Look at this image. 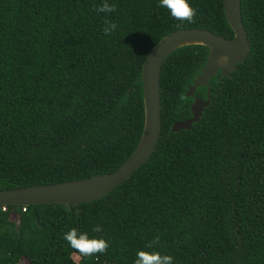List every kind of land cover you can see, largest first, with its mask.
Here are the masks:
<instances>
[{
    "label": "trees",
    "instance_id": "obj_1",
    "mask_svg": "<svg viewBox=\"0 0 264 264\" xmlns=\"http://www.w3.org/2000/svg\"><path fill=\"white\" fill-rule=\"evenodd\" d=\"M103 2L0 0V190L115 171L142 134L150 50L184 29L233 37L223 0H188L192 23L159 0H108L111 14L94 10ZM241 13L247 59L209 81L211 101L190 130L170 132L191 117L185 93L206 62L203 46L166 59L158 145L123 184L76 206L0 207V264H77L63 239L72 228L110 245L78 264H134L157 235L153 250L174 264H264V0H241ZM105 19L118 24L110 36Z\"/></svg>",
    "mask_w": 264,
    "mask_h": 264
},
{
    "label": "water",
    "instance_id": "obj_2",
    "mask_svg": "<svg viewBox=\"0 0 264 264\" xmlns=\"http://www.w3.org/2000/svg\"><path fill=\"white\" fill-rule=\"evenodd\" d=\"M223 12L233 32L232 38L201 28L184 29L164 37L150 50L139 77L144 105L142 134L132 154L119 168L105 175L80 180L0 190V207L76 206L95 201L123 184L148 162L158 145L162 128L160 76L166 59L178 49L203 46L208 49L206 62L185 93L186 98L192 99L191 117L174 123L170 132L190 130L211 101L209 81L218 75L221 77L219 81L231 78L237 66L244 64L249 54L250 44L242 21L241 0H223ZM198 88H206L205 99L195 96Z\"/></svg>",
    "mask_w": 264,
    "mask_h": 264
},
{
    "label": "clouds",
    "instance_id": "obj_3",
    "mask_svg": "<svg viewBox=\"0 0 264 264\" xmlns=\"http://www.w3.org/2000/svg\"><path fill=\"white\" fill-rule=\"evenodd\" d=\"M158 7L166 8L171 16L178 21H187L192 23L195 20L197 9L193 8L188 0H159ZM94 10L98 13L111 14L117 11L115 4H110L108 0ZM118 28L115 21L105 19L102 29L105 36H110ZM93 232H100L101 227L97 225L92 229ZM63 239L78 254L84 257H91L97 254L103 255L109 248V242L104 238H90L87 232H79L78 229L72 228L64 234ZM160 243L159 235L153 237L146 243L145 250L136 253L134 264H174V258L171 255L162 254L160 251L153 250Z\"/></svg>",
    "mask_w": 264,
    "mask_h": 264
},
{
    "label": "rangeland",
    "instance_id": "obj_4",
    "mask_svg": "<svg viewBox=\"0 0 264 264\" xmlns=\"http://www.w3.org/2000/svg\"><path fill=\"white\" fill-rule=\"evenodd\" d=\"M81 257L82 256L80 254H73L72 255V260H73V262L78 264L79 261L81 260ZM20 264H27V261L23 259Z\"/></svg>",
    "mask_w": 264,
    "mask_h": 264
},
{
    "label": "built area",
    "instance_id": "obj_5",
    "mask_svg": "<svg viewBox=\"0 0 264 264\" xmlns=\"http://www.w3.org/2000/svg\"><path fill=\"white\" fill-rule=\"evenodd\" d=\"M3 211L6 210V207H1ZM23 211H25V208H22Z\"/></svg>",
    "mask_w": 264,
    "mask_h": 264
}]
</instances>
